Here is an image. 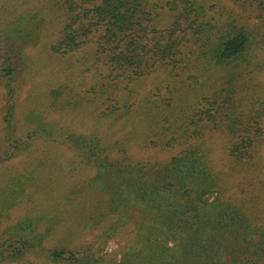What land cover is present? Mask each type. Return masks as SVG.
<instances>
[{"label": "rangeland", "instance_id": "rangeland-1", "mask_svg": "<svg viewBox=\"0 0 264 264\" xmlns=\"http://www.w3.org/2000/svg\"><path fill=\"white\" fill-rule=\"evenodd\" d=\"M145 1L153 15L150 24L168 27L174 14L167 0ZM202 1L220 26H244L251 34L249 61L241 64L235 86L237 127L252 125L250 162L232 157L233 135L220 116L216 126L192 136L190 122L199 119L196 107H210L198 102L219 91L228 75L224 68L207 67L191 42H185V68L157 67L127 79L113 71L106 53L97 49L100 32L81 37L74 50L51 49L71 15L62 0H0V39L14 49L18 65L13 98L0 74V146L10 100L19 136L36 126L53 128V136L40 134L27 151L0 160L1 250L10 252L19 238L42 240V246L0 264H73L56 263L46 249L66 248L80 257L90 254L93 244L96 255L102 256L132 239L128 227L103 243L100 231L116 216L105 214L108 192L94 182L98 169L85 142L79 146L81 137L97 136L111 161L125 164H160L197 146L218 180L211 200L218 196L230 201L252 221L264 224V10L243 0Z\"/></svg>", "mask_w": 264, "mask_h": 264}, {"label": "trees", "instance_id": "trees-1", "mask_svg": "<svg viewBox=\"0 0 264 264\" xmlns=\"http://www.w3.org/2000/svg\"><path fill=\"white\" fill-rule=\"evenodd\" d=\"M62 1L71 15L58 41L51 46L55 52L74 50L80 46L81 37L100 32L97 49L106 53L110 68L127 79L143 77L157 67L177 70L184 64L182 68H185V42L192 43L207 67L224 68L228 75L226 83L219 91L204 95L197 104L205 101L201 105L210 107H196L194 115L199 119H189L194 128L192 136L195 133L201 136L205 128L216 126L220 116L221 123L233 135L232 157L252 161V125L250 129H239L235 115L237 76L244 67L241 64L249 61L252 42L244 26H220L202 0H167L174 20L164 29L150 24L153 15L147 10L145 0ZM243 2L257 3L264 10V0ZM13 51L7 39L1 38L0 74L6 80L11 98L18 74ZM7 106L0 160L27 151L31 140L40 134L53 136V128L47 126L41 129L36 126L19 136L13 123V100ZM240 116L249 121L244 114ZM79 143V146L84 144L98 169L95 184L108 192L105 214L116 216L100 231L103 243L128 227L132 228L133 236L118 250L102 256L96 255L93 244L90 254L80 257L66 248L46 249L56 263L74 264L81 260L82 264H264V224L252 221L230 201L218 196L211 200L218 190V180L197 146L183 149L164 163L125 164L111 161L97 136L81 137ZM92 227L97 229L96 225ZM13 244L8 253L0 245V260L18 259L42 246V240L19 238Z\"/></svg>", "mask_w": 264, "mask_h": 264}]
</instances>
